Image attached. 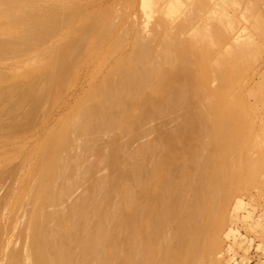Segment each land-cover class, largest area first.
Returning a JSON list of instances; mask_svg holds the SVG:
<instances>
[{"label":"bare ground","instance_id":"6f19581e","mask_svg":"<svg viewBox=\"0 0 264 264\" xmlns=\"http://www.w3.org/2000/svg\"><path fill=\"white\" fill-rule=\"evenodd\" d=\"M103 5L0 0V60H16L10 73L0 70V142L41 122V107L58 103L82 71L88 80L8 175L0 264H188L217 250L225 204L237 193L229 185L244 168L236 154L246 103L241 91L243 106L230 92L231 55L217 61V49L162 21L142 39ZM154 117L176 126L153 130L163 145L156 134L158 142L131 151L129 138L151 133L140 129ZM104 135L108 153L97 144ZM89 151L96 161L85 165ZM100 166L116 175L96 177ZM77 185L83 194L65 206Z\"/></svg>","mask_w":264,"mask_h":264},{"label":"rangeland","instance_id":"374dc122","mask_svg":"<svg viewBox=\"0 0 264 264\" xmlns=\"http://www.w3.org/2000/svg\"><path fill=\"white\" fill-rule=\"evenodd\" d=\"M142 1L104 0L103 8L110 10L115 22L119 21V18L124 15L120 22L121 27L130 28L133 33L142 39H147L152 31L159 30L157 22L162 21L171 30L183 26V31L180 34L182 39L209 47L210 51L211 49H217L214 53L217 61L224 60V58L226 60L231 55L232 61L228 60L231 63L228 69L231 68L229 69V80L231 84L234 83V88L231 86L230 92L233 95L235 90V97H238L237 101L240 103L233 102H237L239 106L246 103L242 107L245 108L242 111L247 113L245 114L247 118L244 119L246 123L243 128L244 132H242L241 154H236V156H240L238 158H241L240 164L243 163L241 167L244 168L240 170L241 172L243 170L241 173L243 180L242 176L237 181L236 178L234 180L236 182L240 180L238 184L243 182L244 190L241 188L243 183L236 189L235 185H239L236 182L234 184L233 180V182L231 181L230 184L233 187L229 185L230 189L234 188L232 191L236 192L237 190V193H233L232 198L227 201V203L230 202L225 204L226 207L223 213L224 211L226 213H224L225 216L222 219L226 220V223L222 225V228L219 226L221 229L219 228L220 231L218 230L215 236L216 242L219 241L217 243L218 247H216L217 250L214 249L213 255H211L212 253H204L200 259L190 263L264 264V0H151L150 7L143 6ZM205 49L209 50L208 48ZM15 65L16 60L11 57H7L4 61L0 60V70L4 73H10ZM232 76L234 82L231 79ZM87 85V77L85 72L82 71L77 83L71 84L63 91L62 98L58 103L54 106L48 105L47 107L45 105L41 107L43 113H46L45 117H43L45 113H39L40 117L42 115L44 118L43 120L40 119L41 122L39 121L25 131L15 133L10 139L0 142L1 203L6 198L7 191L11 189L12 181L10 180H12V177L9 178L8 175L13 174L11 170L14 169L15 172L19 168L21 156L33 148L36 140L42 137L48 128L55 125L56 120ZM213 85L215 84L213 83ZM237 90L244 94V102V98L241 96L242 93L238 95ZM5 116H2L4 125H11V119ZM154 118L140 129V131L146 130L148 132L152 130L151 133L141 134L134 140L129 138L127 144L131 151L139 149L141 145L145 146L147 143H152L153 140L158 142L156 134L159 139L162 135H159L160 133L173 131L176 126V121L172 118ZM159 127L163 128V132H161L162 128L159 129ZM155 129H158L160 133L158 134L156 131L153 133ZM247 133L249 138L245 142ZM3 135L5 133L1 131L0 137ZM99 138L100 141L98 140L97 144L99 143L101 148L98 145L97 147L103 149L105 153L110 152L109 136L104 135ZM127 138L124 137L123 139L127 140ZM162 139H159V141L163 145L164 140L162 141ZM244 142L245 146L243 147ZM93 152L88 153V156H86L85 165H91L94 160L96 161ZM238 158H236V162H239ZM243 158L244 160H242ZM248 158L249 164L247 163ZM245 159L247 160L245 161ZM240 164L238 163V166ZM16 167L18 168L16 169ZM104 167L100 166V168L94 169L96 177L106 178L113 174L111 172L108 174V168L105 169ZM254 170L256 177H253L255 173L252 171ZM246 172H248L247 175ZM114 174L116 175V173ZM114 174L112 176H115ZM83 191V186L77 185L67 199L65 206L75 202L78 199L77 197L83 194ZM112 199V203H115L114 196ZM112 199L110 197V201ZM16 242L14 243V249H18L20 245L18 240ZM80 256L77 258L81 259ZM203 259L205 260L202 262ZM199 261L201 262L199 263Z\"/></svg>","mask_w":264,"mask_h":264}]
</instances>
